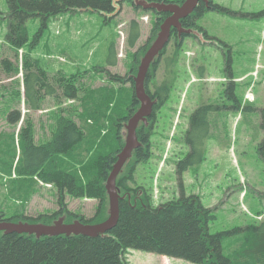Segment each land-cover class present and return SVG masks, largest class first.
Instances as JSON below:
<instances>
[{"label":"rangeland","instance_id":"1","mask_svg":"<svg viewBox=\"0 0 264 264\" xmlns=\"http://www.w3.org/2000/svg\"><path fill=\"white\" fill-rule=\"evenodd\" d=\"M146 1L133 0L143 6L136 8L132 1L119 0L115 15L91 9L69 10L50 16L46 26L41 16L33 15L26 23L29 41L22 48L21 58V52L16 51L7 38L9 8L6 0H0V164L8 161V153L20 155L21 147L18 140L12 142L11 133L17 131L19 125L27 128L30 123L26 125L25 120L34 124L36 143L53 138L57 130H54L55 114L78 121L76 112L82 110L79 100L56 95L61 81L72 80L79 95H84L89 87L110 85V79L117 81L116 86L126 80L130 72L127 52L144 45L154 24L155 14L145 8ZM180 1L167 0L166 3ZM214 2L223 9L208 11L197 21L209 37L187 38L176 64L166 67L163 61L155 74L154 83L164 78L174 82L168 101L156 115L150 158L138 165L133 185L141 186L140 192L145 188L155 206L177 199L182 192L186 196H199L216 215L210 222V232L235 233L226 236L223 242L225 253L232 256L231 250L236 249L241 235L236 227L246 229L258 225L264 229V159L258 150L264 139L260 111L264 106V0ZM133 20L138 22L141 36L131 48L128 30L131 34L138 27L135 23L130 25ZM113 44L116 64L108 60ZM167 53L172 55V43ZM27 57L47 71L49 84L43 92L50 85L55 88L35 111L25 102L24 93L20 96ZM229 58L232 59V75L227 71ZM3 59L12 64L6 63L4 69ZM9 68H15V72L9 73ZM232 81L236 82L240 109L236 108L238 100L232 97L234 90L225 91ZM246 91L251 95L248 102ZM203 103L218 107L209 113L210 134L202 139L204 159L179 168V162L184 164L192 151V143L187 140L191 115ZM245 105L249 108L244 109ZM13 109L21 111L17 126L7 120ZM14 177L13 171L5 173L0 168V211L6 218L23 211L36 216L60 208L56 186H49L37 176L30 178L35 194L26 202L25 190ZM65 202L69 210L87 218L94 215L98 206L96 199L73 198L70 194H66ZM125 256L129 264H161L160 256L166 255L129 249ZM167 257L176 261L173 264H198Z\"/></svg>","mask_w":264,"mask_h":264},{"label":"trees","instance_id":"2","mask_svg":"<svg viewBox=\"0 0 264 264\" xmlns=\"http://www.w3.org/2000/svg\"><path fill=\"white\" fill-rule=\"evenodd\" d=\"M128 1H132L136 8L141 6L133 0ZM184 1L179 3L182 4ZM6 2L9 8L7 38L16 51L21 50L29 41L26 23L33 15L41 16L46 26L50 16L61 12L91 9L108 14L115 12L116 4L120 3L119 0H6ZM149 9L155 14L154 24L144 45L133 52H127L130 72L125 81L118 82V86L115 85L117 81L111 79L110 85L105 83L97 88L87 85L90 89L84 95H79V90L73 85L72 80L61 81L56 95L68 100H79L82 110L76 112L78 121L70 116L55 114L54 130H57L53 138L45 143L35 142L34 124L31 121L25 120L26 125L30 123L27 128H23L22 125L11 133L12 142L18 140L21 147L20 155L16 152L8 153V161L1 163L0 168L5 173L11 174L13 171L14 180L19 181V187L25 190L26 202L35 194L31 188L30 178L35 179L37 176L43 182L56 186L60 208L36 216L27 215L23 211L8 218L0 211V221L22 220L50 225L64 218L65 223L79 220L85 224H97L109 217L106 183L119 159V153L125 147L126 125L141 105L135 90V76L142 58L161 31V25L172 14L170 11H160L154 7ZM222 9L223 7L214 0H201L191 13L181 18L180 22L185 31L180 33L178 28L172 27L169 42L150 65L145 89L153 101L152 112L147 116V121L142 119L138 124L136 133L140 145L133 150L132 156L117 176L116 185L120 201L119 220L116 226L105 234L94 237L84 234L37 237L36 234L0 231V264H129L125 256L129 249L183 258L198 264H264V229L260 226L235 228L241 235L236 249H230L233 252L231 256L225 253L223 242L226 236L235 233L210 232V222L216 215L212 208L201 202L199 196L193 194L186 196L182 192L177 199L155 206L145 188L140 192L141 186L133 185L138 165L150 158L156 115L168 101L173 87L174 80L171 78L154 83L161 62L163 64L164 61L166 67L171 64L174 66L185 40L189 37H198L194 30L205 38L209 37L197 21L208 11ZM132 23L139 27L138 29L135 26L137 30L131 34L128 30V45L134 48L140 39L141 31L136 20L131 21L130 25ZM171 43L173 53L168 55L167 49ZM110 48L108 60L116 64L115 44ZM6 63L12 64L11 61L3 59V68ZM24 68L26 73L23 74V92L20 96L24 93L25 102L30 109L39 110L44 97L50 96L49 92H55V88L50 85L46 92H43L49 84L47 71L38 67L29 57L24 61ZM96 70L99 72L101 68ZM7 71L13 73L15 68H9ZM227 71L233 74L231 58L227 63ZM76 74L81 76L79 73ZM126 84L130 85L124 87ZM235 86L236 82L232 81L225 91L234 90L232 97L237 101ZM247 93L246 91L245 99L248 102L250 99ZM236 108H241L239 100ZM248 108L249 106L245 105L244 109ZM217 109L218 107L213 104L203 103L192 113L187 134V140L192 143V151L183 161L184 164L182 161L179 162V168H187L188 164L203 161L205 154L202 139L210 134L209 113ZM260 111L261 127L264 130V106ZM20 119L19 109L10 110L7 120L11 125L17 126ZM258 150L264 159V139L259 143ZM66 194L73 198L96 199L98 206L94 215L87 218L69 210L65 202Z\"/></svg>","mask_w":264,"mask_h":264},{"label":"water","instance_id":"3","mask_svg":"<svg viewBox=\"0 0 264 264\" xmlns=\"http://www.w3.org/2000/svg\"><path fill=\"white\" fill-rule=\"evenodd\" d=\"M200 1L201 0H185L182 4L160 2L146 3V8L155 7L160 11H170L172 14L161 25V31L142 58L138 73L135 76V90L141 105L126 125L127 138L125 147L119 153V159L115 163L106 183V189L109 195V217L105 221L97 224H85L79 220H75L72 223H65L64 218H60L50 225L44 223H30L27 221H0V231H4L5 233L17 232L20 234H36L37 237H41L43 235L54 236L59 234H84L94 237L99 234H105L107 231L116 226L119 220L120 201L119 189L116 185L117 176L126 161L132 156L133 150L140 145L136 133L138 124L142 119L147 121V116H149L152 112L153 101L145 89L147 72L154 58L169 42L171 28H178L180 33L185 31L180 20L191 13ZM186 32L190 31L186 30ZM194 33L197 32L194 31Z\"/></svg>","mask_w":264,"mask_h":264},{"label":"crops","instance_id":"4","mask_svg":"<svg viewBox=\"0 0 264 264\" xmlns=\"http://www.w3.org/2000/svg\"><path fill=\"white\" fill-rule=\"evenodd\" d=\"M159 259H160V261H162L161 264H173L176 262V261H173V258H169L167 256H160ZM176 259H178V258H176Z\"/></svg>","mask_w":264,"mask_h":264}]
</instances>
